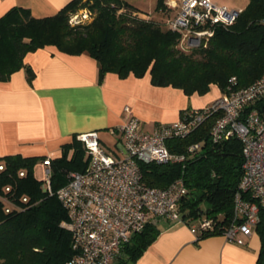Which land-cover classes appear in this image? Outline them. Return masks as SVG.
<instances>
[{"label":"trees","instance_id":"trees-1","mask_svg":"<svg viewBox=\"0 0 264 264\" xmlns=\"http://www.w3.org/2000/svg\"><path fill=\"white\" fill-rule=\"evenodd\" d=\"M82 6L95 13L93 20L70 26V13ZM174 9L157 0L156 10L161 16L169 19ZM179 39L178 32L163 28L162 20L126 0H69L56 13L43 17L33 16L28 7L13 6L0 15V80H8L13 72L25 68L31 82L34 72L24 62L26 53L50 45L96 59L99 81L107 72L122 78L129 74L142 77L149 72L152 84L178 87L187 95L205 94L211 84L226 91L233 76L235 86L248 85L264 71V0H248L234 23L215 27L206 46L184 50ZM214 120L215 115L208 116L186 137L167 141L172 152H184L188 145L199 143L200 149L184 167L179 163L139 162L142 180L148 185L165 187L179 176L184 178L188 192L179 205L182 217L187 223L203 215L214 219V230L198 234V238L222 234L230 223L233 195L242 174L240 140L231 137L213 142L210 128ZM44 157L0 156L4 166L0 192L9 185L11 190L5 194L22 207L5 212L0 202V264H67L75 253L66 226V209L55 194L42 190L33 173L35 163ZM87 162L84 145L74 135L51 160L53 190L66 183L69 171H83ZM22 196H27L28 202H23ZM202 202L206 209L201 208ZM160 223L148 222L134 233L112 264L135 260L157 238ZM256 232L261 242L257 264H262L264 209L260 210Z\"/></svg>","mask_w":264,"mask_h":264},{"label":"built area","instance_id":"built-area-1","mask_svg":"<svg viewBox=\"0 0 264 264\" xmlns=\"http://www.w3.org/2000/svg\"><path fill=\"white\" fill-rule=\"evenodd\" d=\"M176 12L167 20L171 30L180 34L179 45L184 50L206 46L217 25L235 22L241 10L212 0H180ZM94 12L82 6L71 12L70 26L90 23ZM235 77L211 103L190 108L172 122H163L153 130H145L140 120L125 106L127 117L116 130L123 139L124 151L114 156L101 145L96 131L77 135L88 155L83 171H69L67 181L57 190L51 185V160H41V187L55 194L67 211L66 223L75 250L67 264H112L134 233L145 225L161 221L179 222L189 226L198 236L214 230V219L203 215L190 223L182 217L179 205L188 188L182 176L165 187L151 186L142 180L139 162L159 164L179 163L200 149L199 143L184 152H172L167 146L170 138H184L199 127L208 116L215 115L210 138L220 142L237 137L242 144V174L233 195V217L223 230V236L236 244L256 232L260 210L264 209V71L253 82L235 86ZM0 164V170L3 169ZM19 175H24L21 170ZM0 202L5 212L22 208L5 193ZM28 202L27 196H22Z\"/></svg>","mask_w":264,"mask_h":264},{"label":"crops","instance_id":"crops-1","mask_svg":"<svg viewBox=\"0 0 264 264\" xmlns=\"http://www.w3.org/2000/svg\"><path fill=\"white\" fill-rule=\"evenodd\" d=\"M68 1L0 0V15L13 6H23L33 16L43 17L56 13ZM126 1L143 11L157 2ZM164 2L178 6L180 0ZM247 3L237 0L231 7L243 9ZM24 62L34 72L31 82L25 68L13 72L8 80H0V156L57 157L61 146L74 135L90 131L98 133L104 149L120 156L123 139L114 130L127 117L125 106L143 129L150 131L160 123L177 120L183 109L208 105L222 93L218 85L211 84L205 94L187 95L178 87L152 84L149 72L142 77L129 74L124 78L107 72L99 81L96 59L86 53H65L50 45L26 53ZM160 229L157 238L127 264L258 262L261 242L257 232L244 237L245 243L239 245L223 234L198 238L188 225L179 222L161 221Z\"/></svg>","mask_w":264,"mask_h":264},{"label":"rangeland","instance_id":"rangeland-1","mask_svg":"<svg viewBox=\"0 0 264 264\" xmlns=\"http://www.w3.org/2000/svg\"><path fill=\"white\" fill-rule=\"evenodd\" d=\"M216 1L217 3L219 4H227L228 6H234L235 5V2H237V0H214ZM156 3L152 6V8H150L149 10H145L147 12H150L153 16H155V18L157 19H160L162 20L163 22V28H169L167 25H166V20L168 19L167 16H161V13L158 12L156 10ZM237 4V3H236ZM236 9H239L241 10L242 8H238V6L235 7ZM176 12V7L174 10H172V13L171 14H174ZM94 16H95V13H94ZM121 147H123V143L121 142ZM41 165V160H38L35 165H34V170H33V173H34V176L37 178V179H41L42 176H43V172H42V167L40 166ZM201 208L202 209H206L207 208V204L205 202H202L201 203Z\"/></svg>","mask_w":264,"mask_h":264},{"label":"water","instance_id":"water-1","mask_svg":"<svg viewBox=\"0 0 264 264\" xmlns=\"http://www.w3.org/2000/svg\"><path fill=\"white\" fill-rule=\"evenodd\" d=\"M262 264H264V262H262Z\"/></svg>","mask_w":264,"mask_h":264}]
</instances>
